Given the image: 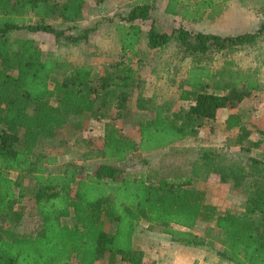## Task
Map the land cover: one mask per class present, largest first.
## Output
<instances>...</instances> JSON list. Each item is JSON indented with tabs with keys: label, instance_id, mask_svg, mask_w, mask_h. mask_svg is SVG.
Wrapping results in <instances>:
<instances>
[{
	"label": "trees",
	"instance_id": "16d2710c",
	"mask_svg": "<svg viewBox=\"0 0 264 264\" xmlns=\"http://www.w3.org/2000/svg\"><path fill=\"white\" fill-rule=\"evenodd\" d=\"M153 1L136 0L123 17L124 23L117 24L121 57L135 52L141 30L135 21L150 18ZM227 1L167 0L164 12L182 20H201L219 15ZM239 2L264 7V0ZM51 14L65 23H76L84 19V0H0V218L20 221L21 211L15 204L22 198L16 196L18 183L10 176L11 171H18L33 179L29 196L40 219L35 235L0 229V264H67L72 258L79 264H96L105 253L110 263L119 259L140 264L144 259L143 250L136 246L140 221L161 226V231L178 244L200 246L201 239L193 229L201 219L214 221L223 231L222 248L216 251L219 258L231 264H264L263 159L250 158L246 168L239 162L216 163L213 148L204 147L198 154L203 166L219 173L223 183L247 190L246 208L263 215L258 224L229 210L218 211L206 201L202 189L187 185L189 179L151 183L142 174L136 177L120 167L136 150H158L196 135L200 125L214 121L222 109H235L259 86L251 74L240 71L222 83L218 79L222 72H211L200 60L206 53H224L256 43L264 35V21L253 32L232 35L183 27L166 33L151 27L147 32L150 48L160 50L174 40L180 59L193 60L178 95L190 103L188 108L170 116L156 106L153 116L139 123L138 139L123 135L106 121L101 146L104 161L91 171L80 163L67 162L63 170L51 172L46 164L56 158L36 152L42 141L68 123L77 129L84 118L104 116L102 109L112 101L118 110H124L137 81L130 63L97 76L90 65H75L53 80L59 61L44 57L32 38L13 36L20 29L60 36L63 31L51 24ZM92 29L94 26L85 27L77 35L65 36L76 43L87 38ZM14 66L17 70L13 75L9 69ZM205 79L214 80L211 90ZM52 97L56 105L50 102ZM245 126L237 112L225 118L226 131H242L237 143L247 139L249 146L260 147L264 131L259 130L261 138L248 139Z\"/></svg>",
	"mask_w": 264,
	"mask_h": 264
},
{
	"label": "rangeland",
	"instance_id": "374dc122",
	"mask_svg": "<svg viewBox=\"0 0 264 264\" xmlns=\"http://www.w3.org/2000/svg\"><path fill=\"white\" fill-rule=\"evenodd\" d=\"M166 2L167 0H154L150 18L135 21L141 30L139 43L132 56L127 53L121 57L117 24L124 23L123 17L135 5L136 0H84V19L76 23H65L57 14H51V24L63 31L58 37L44 31L27 29L13 32L14 37L32 38L44 57L59 61L58 70L52 76L53 80L66 75L71 67L82 64L91 66L93 76L115 71L121 63H130L136 71L137 81L130 90L124 110H118L112 101L108 103L109 107L102 109L104 116L84 118L81 127L77 129H71L68 123L58 129L55 136L42 141L36 152L56 158L55 162L46 164L48 171H61L67 162L80 163L86 167L85 170L91 171L104 161L101 146L103 125L106 121L115 124L123 135L138 139L139 123L150 119L156 106L162 107L170 116L172 112H183L188 108L190 103L179 99L178 95L179 86L183 85L194 65L193 60L190 57L180 59L174 40L163 49L150 48L147 32L151 27L166 33L183 27L193 32L232 35L253 32L264 21V7L243 6L239 0H228L223 11L215 17L205 16L194 21L182 20L178 15L165 13ZM93 26L94 29L88 32L87 38L79 42L66 39V34L77 35L83 28ZM202 57L201 64L206 65L211 72H222V78L218 77L222 83L228 76L239 71L244 75L251 74L258 80L259 86L238 103L235 112L241 115L246 130L249 131L248 139L261 138L259 130L264 131V35L252 45L224 53H206ZM16 70L14 66L9 72L14 75ZM204 81L209 83L211 90L214 80ZM50 102L57 104L53 97ZM32 108L33 104L29 106V109ZM224 112H219L214 121L200 125L196 135L186 136L158 150H136L128 154L120 167L136 177L142 174L151 183H157L161 179H189L187 185L202 189L206 201L216 205L218 211L229 210L253 220L256 224L260 223L263 215L246 208L247 190L236 189L229 183H223L219 173L203 166L198 156L200 149L209 147L215 150L216 163L239 162L248 168L250 158L264 160V142L260 147L254 148L249 146L248 140L245 139L240 142L242 147L236 140L238 133L242 131L238 128L230 131L224 129ZM22 132L20 129L19 135ZM10 176L18 183L15 188L16 196L22 198L20 203L15 204V208L21 211V218L18 223L0 218V229L9 228L18 233L35 235L40 230V219L35 214L34 203L29 196L33 179L18 171H11ZM256 229L260 230V227ZM193 231L199 235L202 245L184 247L172 241L169 235H163L161 226L140 221L136 236V246L144 252V259L140 264H155L158 258L162 264H210L208 256L214 257L216 251L222 248L223 231L215 226L214 221L204 219L196 224ZM185 249L198 251L192 263L186 258ZM172 254L177 255L175 260L172 259ZM202 255L206 256L204 261L201 260ZM216 259L219 264H223V259L218 256ZM67 264L79 263L72 258ZM96 264L132 263L119 259L110 263L108 253H105Z\"/></svg>",
	"mask_w": 264,
	"mask_h": 264
},
{
	"label": "crops",
	"instance_id": "0c3cea01",
	"mask_svg": "<svg viewBox=\"0 0 264 264\" xmlns=\"http://www.w3.org/2000/svg\"><path fill=\"white\" fill-rule=\"evenodd\" d=\"M154 50H156V49H154ZM222 110H224L225 112V114H226V117H227V115L230 113V112H235V109H231V110H229V109H222ZM221 110V111H222ZM239 114V113H238ZM225 117V118H226ZM224 122H225V119H224ZM261 130V129H260ZM163 233V232H162ZM163 235H166L165 233H163ZM184 247H187V246H184ZM196 252H198V251H192V250H190V249H185V254H186V258L188 259V260H191V263H192V260H194V259H196L195 257H196V255H195V253ZM211 254V253H210ZM157 256H159V255H157ZM172 259H174L175 260V258L177 257V255H175V254H172ZM175 257V258H174ZM209 257V259H210V261H211V263L210 264H219V261L216 259L217 258V256L214 254V257H210V256H208ZM169 258H170V256H169ZM206 259V256L205 255H202V259L201 260H205ZM155 264H162V262L160 261V259L158 258L157 260H156V263ZM199 264H209V263H199ZM223 264H229L227 261H225V260H223ZM231 264V263H230Z\"/></svg>",
	"mask_w": 264,
	"mask_h": 264
}]
</instances>
